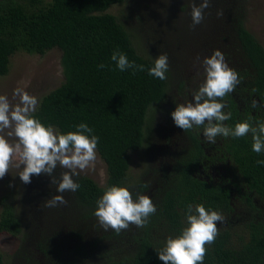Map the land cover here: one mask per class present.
<instances>
[{
    "label": "trees",
    "instance_id": "16d2710c",
    "mask_svg": "<svg viewBox=\"0 0 264 264\" xmlns=\"http://www.w3.org/2000/svg\"><path fill=\"white\" fill-rule=\"evenodd\" d=\"M243 1L229 0V4L222 6L232 23V48L238 52L241 62V68H233L240 83L219 101L226 105L224 112L232 113L231 119L223 122L230 128L245 121L253 127L264 123V47L243 24ZM120 2L122 0H0V75L7 72L9 57L14 52L43 54L56 47L60 51L62 80L41 97L33 115L59 134L76 132L79 124L86 123L93 131L84 134L98 137L96 152L105 164V185L100 187L91 179L79 177L74 182L80 187L72 192L78 205L89 213L95 212L97 201L109 187L121 186L124 182L129 152L140 148L145 133L150 130L149 119H146L148 109L167 99L169 87V71L165 80L148 74L155 60L140 53L135 44L136 35L127 29L123 16L118 18L106 12ZM183 8L184 5L179 7ZM134 31L139 35L136 29ZM117 51L125 54L130 62L143 65L144 71L135 74L132 69L120 71L111 60L113 52ZM101 64L107 67L101 69ZM181 87L180 82L178 89ZM181 92L186 95L190 90ZM253 100L258 103L256 108L252 107ZM172 107L166 121L175 125L171 116L177 107L174 100ZM185 134L194 141L204 142L194 128ZM252 144L251 132L239 138L218 136L216 144L204 145L210 150H219L214 158H207L202 145L200 149L198 146L191 149L190 153L179 154L174 167L176 175L167 173V177H172L170 182L165 181L162 190L158 187L154 191L152 201L157 211L148 218L145 227L134 225L133 231L123 238L122 233L116 234L111 229L101 234L96 242L99 243L97 255L86 252V246L78 237L72 256L65 260L53 259L51 264H79L89 257H96L97 262L85 264H163L157 252L165 246L167 238H176L188 226L185 212L189 204L203 205L208 211L231 213L235 199L246 202L254 211L262 209L264 212V165L257 164L258 160H264V151L257 154ZM215 158L223 163L227 160L231 174L209 175L207 181L190 175L201 159H208L213 165ZM245 226L248 238L237 247L230 245L227 229L218 230L214 243L205 245L203 264H264V213ZM19 230L14 209L3 204L0 233L16 234ZM47 245L40 241L37 244L43 258L51 253Z\"/></svg>",
    "mask_w": 264,
    "mask_h": 264
},
{
    "label": "rangeland",
    "instance_id": "374dc122",
    "mask_svg": "<svg viewBox=\"0 0 264 264\" xmlns=\"http://www.w3.org/2000/svg\"><path fill=\"white\" fill-rule=\"evenodd\" d=\"M201 2L202 0H122L106 10L118 18L123 16L127 29L136 35L135 44L142 55L155 60L160 54L166 53L169 62L167 99L148 109L146 119H149L150 130L145 133L140 148L129 152L128 170L120 186L132 193L134 201L138 195H147L152 199L155 189L159 187L162 190L165 181L170 182L172 177H167V173L175 175V161L182 153L184 136L181 128L170 125L172 123L166 120L173 100L177 105L190 102L189 98L184 97L192 98L193 93L198 90L197 86L204 82V70L200 61L210 57L215 50H220L231 69L241 68L239 54L232 48V23L222 10V6L229 4V0H209L210 6L204 10V20L199 25L192 26L191 4L198 6ZM181 5H184L183 10L179 9ZM241 7L245 28L264 47V0H244ZM221 11L223 15L218 16L217 13ZM137 15L140 16L139 19ZM59 57L60 51L56 47L43 54L14 52L9 57L7 72L0 75V95H6L15 105L19 98H14L13 92L16 88H22L36 97L39 103L41 97L62 80ZM180 82L182 87L178 89ZM182 90L190 92L184 95ZM240 103L238 101L239 105ZM7 131L5 130V136ZM6 139L10 143L16 142L15 138L6 136ZM96 154L95 162L83 171L77 169L79 175H74L73 180L86 177L100 187L105 185V164L97 152ZM223 167L225 164L215 158L213 170L225 173ZM22 168L23 165L20 168L13 165L5 177L0 179V211L3 204L11 206L20 223L18 233H0L2 264H51L53 259H68L73 254L71 250L78 237H81L86 246V252H95L97 255L99 243L96 242L99 236L111 230L104 231L94 213L79 206L72 192L63 193L66 205L44 207L46 200L60 194L56 192V185H52V178L45 174L34 175L30 184H23L19 178ZM65 171L70 170L59 166L56 168L54 176L58 182L61 173ZM232 207L231 213H221L225 219L223 223H217V228L220 231L227 229L230 233V245L237 247L248 238L245 223L264 212L262 209L254 211L246 202L235 199L232 200ZM133 226L120 232L122 238L133 231ZM237 237H241V240ZM38 241L50 245L51 253L48 258L42 257L37 247ZM96 259L89 257L80 260L79 264L95 262Z\"/></svg>",
    "mask_w": 264,
    "mask_h": 264
},
{
    "label": "clouds",
    "instance_id": "9594fccd",
    "mask_svg": "<svg viewBox=\"0 0 264 264\" xmlns=\"http://www.w3.org/2000/svg\"><path fill=\"white\" fill-rule=\"evenodd\" d=\"M209 6V0H202L198 6L191 4L192 26L199 25L204 20V10ZM217 15H223L222 11ZM111 60L120 71L132 69L133 74L144 71L143 65L130 62L125 54L118 51L113 52ZM200 63L205 80L193 93L192 101L177 105L171 113L175 125L184 131L193 126H204L203 136L210 144H216L218 136L239 138L251 132L252 150L260 154L264 151V123L253 127L245 121L237 123L234 128L223 123L231 119L232 113H225L223 109L226 105L219 101L233 92L240 83L238 73L228 66L220 50H215ZM99 67L103 69L107 66L101 64ZM168 68L167 54H160L155 59L154 66L148 69V74L165 80ZM13 97L19 98L15 105L6 95H0V179L5 177L13 165L17 168L23 165L19 172L23 184H30L34 175L45 174L52 178L51 184L56 185V192L60 193L46 200L44 207L66 205L63 193H74L80 187L73 180L74 175H79L77 169L83 171L96 160L98 137L92 135L90 138L84 134L93 131L86 123L79 124L76 132L59 134L52 126H45L33 115L38 103L36 97L22 88H16ZM257 106V101L253 100L252 107ZM5 130H8L7 137L15 138V143L6 139ZM257 164L264 165V160H258ZM58 166L70 170L61 173L59 182L54 176ZM156 211L149 196L138 195L134 201L127 188L111 186L97 201L94 215L104 231L111 229L120 234L130 225L145 227L148 218ZM185 216L188 226L176 238H167L165 246L157 252L163 264H203L207 251L205 245L214 243L218 235L217 223H223L225 219L217 211H208L203 205L193 207L191 204L188 205Z\"/></svg>",
    "mask_w": 264,
    "mask_h": 264
},
{
    "label": "flooded vegetation",
    "instance_id": "af4514ba",
    "mask_svg": "<svg viewBox=\"0 0 264 264\" xmlns=\"http://www.w3.org/2000/svg\"><path fill=\"white\" fill-rule=\"evenodd\" d=\"M184 98H189L192 101V98H190L188 96H185ZM226 111L227 110H225V113H226ZM257 113H259V112H257ZM193 128L199 132V136L201 137L200 140L203 139L204 142L199 141V139H196L195 141L192 140L190 138V136H187L185 134V131L183 129H181L182 130V134L184 136V138H183V140H184V143H183L184 147L182 149V153L181 154L190 153L191 149H196L197 146L200 149L203 146L201 149H203V151H204L205 155L207 156V158H211V157L214 158V156L219 153L218 152L219 150L218 149H216V150H210L209 148H205L204 147V145L207 143L206 140H205V138H204V136H203L204 126H200V127L193 126ZM197 142L199 143L200 146L197 144ZM179 143H180V141H179ZM218 143H220V141ZM209 162H210V160H208V159H201L200 163L197 164V165H195L192 168V171H191L190 175H193V176L197 177V179H199V180H204V181L206 180L207 181V178H209V175H211V176H213V175H225V174H227L226 172H229V174H231L230 173L231 169L228 170V168L227 169L225 168L226 166H229V164H228L229 162L227 160L224 163L225 164V167H223L224 168V172L226 171L225 174H223L222 172H220V170L219 171H214L213 170V165H211L210 164L211 162L210 163ZM175 175H176V173H175Z\"/></svg>",
    "mask_w": 264,
    "mask_h": 264
}]
</instances>
